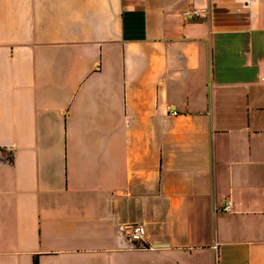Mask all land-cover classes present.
Segmentation results:
<instances>
[{
	"label": "crops",
	"instance_id": "crops-1",
	"mask_svg": "<svg viewBox=\"0 0 264 264\" xmlns=\"http://www.w3.org/2000/svg\"><path fill=\"white\" fill-rule=\"evenodd\" d=\"M36 261L264 264V0H0V264Z\"/></svg>",
	"mask_w": 264,
	"mask_h": 264
},
{
	"label": "built area",
	"instance_id": "built-area-1",
	"mask_svg": "<svg viewBox=\"0 0 264 264\" xmlns=\"http://www.w3.org/2000/svg\"><path fill=\"white\" fill-rule=\"evenodd\" d=\"M201 12L198 9H187L183 12L184 19H190L191 17H199ZM172 114H177V111L174 107L168 106L167 107ZM220 209L224 212H231L232 211V202L227 200L225 204L220 206ZM145 228L140 223H134L130 225V232L128 234L129 240L133 244L139 245V247H145L143 244L144 237H145Z\"/></svg>",
	"mask_w": 264,
	"mask_h": 264
},
{
	"label": "trees",
	"instance_id": "trees-1",
	"mask_svg": "<svg viewBox=\"0 0 264 264\" xmlns=\"http://www.w3.org/2000/svg\"><path fill=\"white\" fill-rule=\"evenodd\" d=\"M35 263H36V264H38V262H37V261H36Z\"/></svg>",
	"mask_w": 264,
	"mask_h": 264
}]
</instances>
